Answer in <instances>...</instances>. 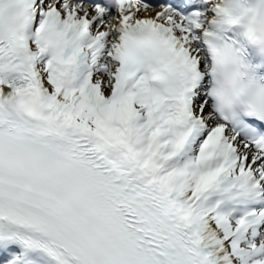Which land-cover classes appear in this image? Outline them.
Instances as JSON below:
<instances>
[{
    "label": "snow or ice",
    "instance_id": "1",
    "mask_svg": "<svg viewBox=\"0 0 264 264\" xmlns=\"http://www.w3.org/2000/svg\"><path fill=\"white\" fill-rule=\"evenodd\" d=\"M0 264H264V0H0Z\"/></svg>",
    "mask_w": 264,
    "mask_h": 264
}]
</instances>
